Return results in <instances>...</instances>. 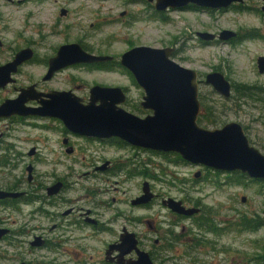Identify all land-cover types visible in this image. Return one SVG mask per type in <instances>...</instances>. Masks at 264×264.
I'll return each instance as SVG.
<instances>
[{
  "label": "rangeland",
  "instance_id": "obj_1",
  "mask_svg": "<svg viewBox=\"0 0 264 264\" xmlns=\"http://www.w3.org/2000/svg\"><path fill=\"white\" fill-rule=\"evenodd\" d=\"M246 3L251 6L256 1L248 0ZM152 4L147 0H0V37L5 45L15 48L27 45L36 55L35 60L23 66L15 76V85L38 81L45 72L46 57L53 55L60 44L77 42L88 52L111 55L115 60L132 46L172 47L170 59L194 70L198 79L216 69L231 82L264 86V74H258L254 66L255 55L262 53V42L253 39L240 44H201L194 37L196 31H260L264 27V17L250 8L223 12L190 9L156 12ZM60 9H65L64 15H59ZM7 52L0 50V59ZM42 55L43 68L39 61ZM93 84L126 87V95L129 101L132 100L125 107L127 110L135 108L133 103L140 96L141 90L119 65L110 68L83 64L68 66L44 85L57 89L79 85L75 94L82 96ZM199 89L206 96L207 103L204 104L213 106L219 117L215 123L197 122L201 127L216 128L224 122L239 120L248 129L246 134L250 140L255 141L256 136L262 135L264 108L260 103L249 102L241 106L239 114L235 113L229 101L211 91L209 86L200 84ZM7 94L0 91V97ZM255 117L259 121H251ZM0 130L6 135L3 144L14 145L7 151L3 150L4 145H0V160L4 161L0 164V188L12 186L17 181L25 184L24 167L33 159L36 160L35 173L43 181V193L44 186L52 183L54 174L64 178L66 187L54 196L53 204L34 201L0 205V226L10 230V234L0 239V264H18L16 257L28 262L25 264H62V260L67 262L65 264H80L72 257L77 243L91 248L84 259L90 253L95 263L85 264H97L102 245L113 239V234L95 232L93 237L78 241L90 231L88 227L73 229L65 244L58 243L59 250L52 245L27 252L18 243L20 239H29L31 234H38L39 231L47 233L49 241L54 242L53 237L58 235L59 230L48 232L46 229L60 220L43 212L58 214L70 206L103 212L100 221L108 223L110 219L114 230L124 222V215L140 214L144 219H151L157 230L147 235L158 238L161 248L160 254L154 256L153 264H264L263 181L238 177L236 173L216 174L210 171L200 173L205 174L204 180L193 179L192 173L198 167L184 164L177 154L141 152L140 159L145 160V166L149 167V171H156L157 178L151 182L152 190L160 197L179 199L185 204L200 203L204 212L199 217H207L216 230L210 233L198 227L192 218L178 219L173 224V213L161 206L159 200L143 209L130 207L128 199L140 192V181L147 178L134 175L125 180L122 175L111 177L100 173L95 174L100 179L94 178L91 164L95 156L111 160L130 157L122 149L75 140V152L65 154V146L61 143L64 133H60V125L53 120L35 119L26 125L16 123L14 126L0 121ZM261 144L258 145L264 150ZM32 147L35 148V155L28 156L27 152ZM241 197H244L243 201ZM111 198L115 201L110 202ZM244 224L254 227L245 228ZM137 230L148 232L144 224ZM172 235L175 238L170 241ZM61 248L65 252L59 256Z\"/></svg>",
  "mask_w": 264,
  "mask_h": 264
},
{
  "label": "water",
  "instance_id": "obj_2",
  "mask_svg": "<svg viewBox=\"0 0 264 264\" xmlns=\"http://www.w3.org/2000/svg\"><path fill=\"white\" fill-rule=\"evenodd\" d=\"M153 2L156 12L166 9H178L187 4H193L207 9L226 8L231 3L243 0H147ZM264 10V0L262 5ZM65 9L59 10L64 15ZM201 40L210 41L215 38L213 33L197 32ZM234 36L230 30H221L217 39L225 41ZM171 47L133 46L119 55L118 63L133 77L141 88L143 95L139 105L150 111L143 117L137 116L120 107L125 94L118 86H103L94 84L88 88L85 102L69 90H52L43 99V106L37 108L25 107L23 103L37 95L29 97L32 86L21 88L15 99H6L0 104V117L10 113L22 115H43L59 119L70 132L97 138L116 137L127 144L143 149L164 153H175L181 160L193 165L211 168L213 170L238 171L249 178L264 179V155L255 147L249 145L241 126L229 121L216 128H204L196 123L198 112L197 82L194 70L183 67L170 59ZM31 56L29 48L21 49L14 59L0 66V86L9 80L8 74L13 72L22 60ZM112 56L93 54L84 50L78 43L60 44L55 54L47 60V70L43 79L66 66L73 64H92L110 61ZM259 71L263 70L264 58L256 60ZM204 83L209 84L215 92L227 98L229 84L218 72H209L204 77ZM31 151V150H30ZM27 172L30 166L26 167ZM198 173H194L197 177ZM60 183L48 187V195L55 194ZM142 195L133 203L145 202L150 194L147 192V182L143 183ZM21 193L0 191V198L16 197ZM244 197H241V201ZM173 212L191 215L197 208H185L180 201L172 198L162 200ZM7 229L0 228V237ZM39 237H34L31 246L41 245ZM116 250L115 257L109 261L115 264H153L144 251L135 246L133 234L123 232L119 243L110 244L106 254ZM134 250L135 259H123V255Z\"/></svg>",
  "mask_w": 264,
  "mask_h": 264
},
{
  "label": "flooded vegetation",
  "instance_id": "obj_3",
  "mask_svg": "<svg viewBox=\"0 0 264 264\" xmlns=\"http://www.w3.org/2000/svg\"><path fill=\"white\" fill-rule=\"evenodd\" d=\"M247 1L248 0H243L240 3H231L226 8H219V9H207V8H202V7L193 5V4H187L182 8L166 9L162 12L175 11V10L179 11V10H185V9L199 10L201 12H203V11H214V12L222 11L223 12V11H226L227 9H234L236 11H239V10H243L246 8H250L253 12L258 13L259 15L264 17V10L261 9L262 5H263V0H255L256 3H253L251 6L247 5V3H246ZM222 30H226V29H222ZM220 31L213 32V34L215 35V38L210 40V41L201 40L200 38H198L196 36L197 32H207V31H196L194 34V37L201 44H212L215 42L216 43L219 42V43H223V44L224 43L240 44L242 42H245L246 40H253V39L259 40L260 42H262L263 48H262V53H258L255 55L254 66H255L256 72L258 74H260V75L264 74V64L262 65L263 70L259 71V68H258V65L256 62L257 58H259V57L264 58V27H262V30H260V31L257 29H249V30H245L243 32L232 31V32H234V36L231 38H228L225 41L217 39V35ZM209 33H211V32H209ZM24 48L30 49L31 56L27 59L22 60L19 64H17L15 70L8 74L9 80H7V82L5 84L0 86V91H4V92L8 93L7 95L0 97V104L6 99H15L19 93V90L21 88H26L28 86H32L31 94L29 95V97L37 95V93H39V95L36 96L35 98H33V99L28 98L23 103V105L25 107H30V108H37V107L43 106V99L47 98L46 96H44V94H47L52 90H69L73 94H75V92H76L75 89H78L79 85H75V86H73V88L70 87V88H66V89H57V88L45 87V85H44V84L52 81L54 76L59 71H61L63 69V68H61V69L55 71L49 79H43V75L45 74V72L47 70V60H48V58L52 57L55 54L56 49H55L53 55H49L46 57L45 72H44V74L40 75V78L38 81L36 79V80L30 81L24 85L16 86L15 85V82H16L15 76L21 71V68L23 66L30 65L33 62V60H35L36 55H35L34 50L32 48L28 47L27 45L24 47H21V48H15L14 46L5 45L3 38L0 37V50H7L8 51L7 54L3 58L0 59V66H3L5 64L11 62L14 59L17 52L21 49H24ZM89 53H91V52H89ZM172 53H173V50H172ZM102 55H104V54H102ZM39 61L42 63V68H43V55L41 58H39ZM73 65H77V64H73ZM73 65H69V66H73ZM83 65L87 66V67H95V68L96 67H98V68H110L112 66L113 67L118 66L119 63H118V60H115L114 57L112 56V59L110 61H107V62L83 64ZM66 67H68V66H66ZM66 67H64V68H66ZM120 67L123 68L122 66H120ZM123 69H124V71H126L128 73L130 78L133 79L132 75L125 68H123ZM209 72L220 73L223 76V78L228 82L230 93H229V96L227 98L223 97L222 95L215 92L209 84L204 83V77L207 73L204 75L203 79H198L197 74H196L197 100H198V104H199L198 105V112L196 115V123L198 122V123L209 124V123H215V122L219 121L218 120L219 117H217L218 112L215 111L214 107L204 104V102L207 103V99H205L206 96L203 93L202 94L200 93V89H199L200 84H204V85L209 86L211 91H213L214 93H216L217 95H219L223 99L229 101L234 106L235 113L240 114V112H241L240 107L250 104L249 102L260 103L262 108H264V86L256 85L254 83L253 84H243L240 82H236V83L234 81L231 82L227 77H225V75L223 73H221L220 71H217L216 69L209 71ZM88 88L86 90V95L80 96V95L75 94L76 96H79L83 100V102H85L87 99ZM120 88L122 89L123 93L125 94V99L120 104L121 108H123L124 110L131 112L137 116H140V117H143L144 115L150 113L149 110L143 109L139 105V102L141 100V96L143 95V92L139 86H138V88L141 90L140 96H138V101L133 103L135 108H131V110H127L125 108V107H128V103L130 101L132 102V100L129 101V98L126 95L127 88L122 87V86ZM220 112L222 113V111H220ZM262 114L264 116V113H262ZM35 119L53 120L54 122L56 121L60 125V128H61L60 133H64V136L61 138V143L65 146L64 147V153L65 154L71 155L72 153L75 152V150H76V148L74 146L75 140L76 141L80 140L82 142L93 143V144H97V145L109 146V147H113V148H117V149H122L125 152H127V154L130 157H125L124 159H112L111 160V159H105L102 156H95L94 161L91 164V173L93 174V177L97 178V179H100V178L95 176L96 173L109 175L111 177H117V176L122 175L125 180H128L130 177H132L134 175L142 176V178H147V180L141 179V181H140V192L137 193L136 195L132 196L130 199H128V204L130 205V207L143 209V208L149 207L153 202L159 200V203L161 206L165 207L167 210H169L171 213H173L174 219H175L174 223L172 222L173 224H175L176 220H178V219H190V218H192L195 220V224L198 227H200L206 231H209L210 233L216 232V230H214L212 228H208L207 224L209 222H208L207 217H203L204 215L202 217H199L200 215H202V212H204V209L200 205V203L193 202L192 204H185L183 201L178 199V201H180L181 205L184 206L185 208L194 207V208L198 209L197 212H195L191 215L178 214L176 212H173L171 209H169L165 205H162V203H161L162 200L167 199V198H171V197H165V198L160 197L157 193H155L152 190L151 182H152V180L157 178L156 173H154L156 171H154V172L149 171V169H148L149 167L145 166L146 165L145 160L140 159V157H141L140 153L141 152H147L149 154H156V155L162 154V155H164V154H168L169 152L164 153V152H158V151L149 150V149H143V148L138 147V146H132V145L127 144L126 142L116 138V137L97 138V137L86 136V135L70 132L63 126L62 122L59 119L54 118V117L43 116V115H22V114H18V113H14V112L8 114L7 116H1L0 117L1 122H10L13 126L16 123H21V124L26 125L30 120H35ZM251 121H253V122L259 121V118L255 117V118L251 119ZM227 122H229V121H227ZM234 122H237L241 126V129H242L244 135L246 136L249 145L255 147L261 154L264 155V150H262V148H260L261 146L258 145V144H261V142L259 140H262L263 143L261 145L263 146V149H264V121L261 124L262 127H261V131H260V134H262V135L260 137L256 136L255 141L250 140L247 137V134H248L247 130L248 129L246 128V126L244 124L242 125L239 120L234 121ZM224 123H226V122H224ZM223 124H221V125H223ZM199 126H201V125H199ZM5 136H6L5 132L0 130V145H4L3 150L7 151L10 148L12 149V147L14 145L3 144V142H5L4 141ZM13 140H15V139H13ZM27 155L28 156L35 155V148L34 147L30 148L27 152ZM35 161H36L35 159L31 160V162L27 163L24 167V169L26 171L25 184H23L21 181H17L16 183H13L12 186L9 185L8 187L0 188V191H4V192L21 193V195L16 196V197L0 198V205H7V204L14 205L16 203H22V202L23 203H29V202H34V201H36L38 203L43 202L46 204H53L52 199L55 198L54 196L57 195L60 191H63L66 189L64 178L59 177V175H57V174H54L55 176L51 180L52 183H49L47 186H44V193H43V181L40 179V177H38L36 175L35 170H34V162ZM181 161L184 162V164H186V165H188V164L193 165V164H190L186 161H183V160H181ZM149 162L151 163V161H149ZM3 163H4V161L0 160V164H3ZM149 165H152V164H149ZM27 166H30L29 172H27V170H26ZM193 166L198 167V169L192 173L193 179L201 178L202 180H204L205 174L201 175L200 173L210 171V172H213L216 174L236 173V175H238V177L241 176V177H246L252 181H257V182L263 181L264 182V179L249 178L245 174H242L238 171L225 172V171L213 170L211 168L199 166V165H193ZM195 172L198 173L197 177H194ZM84 174H87V172H85ZM143 176H145V177H143ZM144 182H147V187H148L147 192L150 194L149 199L145 202L133 203L132 201H134L135 198L142 195V192H143L142 186H143ZM55 183H60V187H59L58 191L55 194L48 195L46 192L47 188L51 187ZM172 199H174V198H172ZM174 200H176V199H174ZM112 201H115V199L111 198L110 202H112ZM63 202H65V201H63ZM125 203H127V200L125 201ZM104 207L107 208V206H104ZM43 213L47 214L51 218H55V220H57V219L60 220L59 223H52L46 229L48 232H53L54 229H58L59 233H58V235L55 234L56 236L53 237L54 242H52V243L47 238V233L43 232V234H41L40 231L38 234H31L29 239H26L24 241H23V239H20L18 241V243L22 244L23 248L27 252H30L31 249H35V248H39V247L48 248L52 245L53 246L56 245L55 247L59 250L60 247L58 246V243L61 242V243L65 244L71 236L70 231H72L73 229L78 230V229H83L84 227H88V230L90 231V233H87L85 235V237L78 238V241L81 239H85V238L89 239V238L93 237L95 232H98V233L104 232L108 235H111V234L114 235L113 239H109L108 241H106L102 245V249H101V253H100L101 257L96 262L97 264H115L114 260L109 261V257H115L117 255V251L113 250V251H111V253L106 254V249H107L108 245H110V244L119 243V236L123 232L133 234V237L135 239L136 248L139 251L146 252L149 256V259L152 261V263H154L153 262L154 256L160 254L161 248H160V245L158 242L159 239L154 238V237L151 238L150 236L147 235V233H153L154 231H156L157 228L153 225L151 219H144L143 215L138 214V215H130V216L124 215V216H122L124 222L119 226L118 229L114 230L111 227L110 219H108L109 220V221H107L108 223H105V222L103 223V221H100V217L103 214V212L96 213V212H93L87 208L75 209V208H72V206H70L58 214H54V213L48 214L46 211H44ZM206 213L208 215H210L208 210ZM59 215L62 216L61 219H59ZM142 224L145 225L146 230L148 232L141 233V231L137 230V228H139V226ZM209 225L211 227H214L212 224H209ZM127 227H129V228H127ZM0 228L7 229V233L5 235H3L2 237H0V239L3 238L4 236L10 234V230L8 228L3 227V226H0ZM169 230H171V228H169ZM183 231H184V229L181 228V232H183ZM23 233H25V231H23ZM14 234L20 235L18 233H14ZM28 235L29 234H26V236H28ZM61 236H66V237H64L63 239H60ZM34 237H39V240H41L42 243L39 247H35V246L30 245V242L34 239ZM147 237H149V238H147ZM174 238H175V235H172L169 237V240L174 239ZM148 241H150L149 246L147 245ZM61 249H62L61 251H58L59 256H62L63 253L65 252V250L63 248H61ZM90 251H91V248L88 245H86V244L81 245V244L77 243L76 244V251L73 252L72 257L75 258L74 259L75 262L80 263V264L95 263V261L92 259V256L90 255V253L87 254L88 255L87 258L84 259L85 253L90 252ZM135 258H136V253L134 250H131L129 253L123 255V259H135ZM16 262H18V264L28 263L27 261H22L21 257H16ZM65 263H67V262L62 260V264H65Z\"/></svg>",
  "mask_w": 264,
  "mask_h": 264
},
{
  "label": "trees",
  "instance_id": "obj_4",
  "mask_svg": "<svg viewBox=\"0 0 264 264\" xmlns=\"http://www.w3.org/2000/svg\"><path fill=\"white\" fill-rule=\"evenodd\" d=\"M178 156V155H177ZM179 157V156H178ZM180 158V157H179ZM208 223V222H207ZM207 226H208V228H212V229H214L215 230V228L214 227H211L210 225H209V223L207 224ZM245 228H249V229H253V227H254V225H252V226H249L248 224H244L243 225Z\"/></svg>",
  "mask_w": 264,
  "mask_h": 264
}]
</instances>
